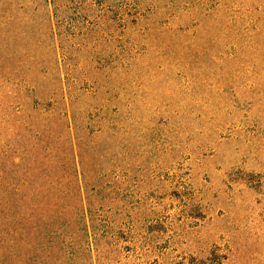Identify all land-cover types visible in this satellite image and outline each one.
Masks as SVG:
<instances>
[{
  "label": "rangeland",
  "instance_id": "obj_1",
  "mask_svg": "<svg viewBox=\"0 0 264 264\" xmlns=\"http://www.w3.org/2000/svg\"><path fill=\"white\" fill-rule=\"evenodd\" d=\"M17 86L63 87L93 133L107 264H264V0H0L5 109ZM6 187L0 264H54L49 215L21 242Z\"/></svg>",
  "mask_w": 264,
  "mask_h": 264
},
{
  "label": "trees",
  "instance_id": "obj_2",
  "mask_svg": "<svg viewBox=\"0 0 264 264\" xmlns=\"http://www.w3.org/2000/svg\"><path fill=\"white\" fill-rule=\"evenodd\" d=\"M37 91L13 87L6 98L11 105L5 109L0 89L1 120L9 131L0 177L7 185L5 193L20 199L17 235L25 242L32 219L44 211L53 229V253L65 250L63 264H107L113 227L104 215L111 199L100 197L97 179H88L84 167L93 133L84 128L77 102L67 98L63 87L42 97ZM14 208L12 204L10 210ZM18 264L30 262L25 258Z\"/></svg>",
  "mask_w": 264,
  "mask_h": 264
}]
</instances>
